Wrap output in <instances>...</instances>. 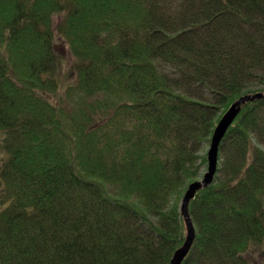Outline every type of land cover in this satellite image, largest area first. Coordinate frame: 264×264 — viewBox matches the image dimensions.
Here are the masks:
<instances>
[{
	"label": "trees",
	"instance_id": "16d2710c",
	"mask_svg": "<svg viewBox=\"0 0 264 264\" xmlns=\"http://www.w3.org/2000/svg\"><path fill=\"white\" fill-rule=\"evenodd\" d=\"M262 92L264 0H0V264H170ZM190 213L183 264H264V99Z\"/></svg>",
	"mask_w": 264,
	"mask_h": 264
},
{
	"label": "water",
	"instance_id": "95a60500",
	"mask_svg": "<svg viewBox=\"0 0 264 264\" xmlns=\"http://www.w3.org/2000/svg\"><path fill=\"white\" fill-rule=\"evenodd\" d=\"M260 99H264V92L241 97L224 114L215 128L207 152V171L202 179L189 185L181 201L180 212L186 227V239L182 247L175 252L170 264H183L194 246L197 230L190 213V203L196 198L199 191L208 188L215 181L219 169L221 145L228 130L240 114L243 105Z\"/></svg>",
	"mask_w": 264,
	"mask_h": 264
},
{
	"label": "rangeland",
	"instance_id": "374dc122",
	"mask_svg": "<svg viewBox=\"0 0 264 264\" xmlns=\"http://www.w3.org/2000/svg\"><path fill=\"white\" fill-rule=\"evenodd\" d=\"M209 147H210V143L207 145V148H206L207 151H208ZM207 168H208V166L205 167V171L207 170Z\"/></svg>",
	"mask_w": 264,
	"mask_h": 264
}]
</instances>
